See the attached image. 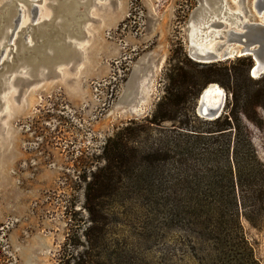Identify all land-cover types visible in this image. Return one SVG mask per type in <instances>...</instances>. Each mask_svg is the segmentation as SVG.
<instances>
[{
	"label": "rangeland",
	"instance_id": "obj_1",
	"mask_svg": "<svg viewBox=\"0 0 264 264\" xmlns=\"http://www.w3.org/2000/svg\"><path fill=\"white\" fill-rule=\"evenodd\" d=\"M9 1L14 9L7 31L17 8L23 11L13 44L0 36L1 61L10 50L0 68L6 81L0 94V264H74L72 256L90 248L89 237L99 241L106 231L121 251L115 264H200V259L206 264L214 255L210 243H197L205 248L198 251V239L183 228L155 230L151 206L139 193H131L123 204L101 198L92 205L87 184L106 164L110 137L122 136L138 150L151 144L154 131L145 118L165 93L169 69L194 67L189 59L199 62L188 50L190 35L192 44V39L198 42L192 36L195 21H202L201 28L215 19L224 21L221 27H206L202 35L218 28L224 32L237 21L264 23V9L258 12L255 0H0V9ZM34 3L39 8L31 21ZM129 14L140 24L134 35L128 34ZM106 16L111 17L104 24ZM59 33L64 35L56 40ZM47 36L56 41L43 49L64 56L38 65L39 43ZM65 38L73 49L60 46ZM225 47L233 46L220 51ZM26 51L32 54L28 58ZM237 57L224 61L230 67ZM17 73L24 74L16 79ZM250 75L259 77L251 70ZM214 83L228 94L224 113L231 93ZM187 106L202 120L213 117L199 115L198 97ZM188 109H180L178 119ZM259 112L264 118V110ZM248 126L264 164V125ZM126 127L138 133L130 135ZM125 184L135 189L133 181ZM256 224L242 217L253 254L264 264V218ZM95 249L102 252L103 244Z\"/></svg>",
	"mask_w": 264,
	"mask_h": 264
},
{
	"label": "trees",
	"instance_id": "obj_2",
	"mask_svg": "<svg viewBox=\"0 0 264 264\" xmlns=\"http://www.w3.org/2000/svg\"><path fill=\"white\" fill-rule=\"evenodd\" d=\"M189 61L194 67L176 64L169 69L165 93L145 118L154 131L149 147L138 150L122 136L107 140L106 164L92 173L87 200L92 205L101 198L123 204L131 193H139L151 206L155 230L183 228L198 239V251L205 250L198 245L201 241L210 243L214 255L206 264H258L242 217L254 225L264 218V164L248 126L264 125L259 112L264 110V73L258 78L250 75L251 56L235 58L230 67L228 61ZM211 82L227 87L231 97L219 117L202 120L187 104ZM183 108L188 112L178 119ZM125 130L138 133L136 128ZM127 180L135 183L134 190ZM89 238L90 248L72 256L74 264L120 261L118 243L107 231L99 241ZM100 242L102 252L95 249Z\"/></svg>",
	"mask_w": 264,
	"mask_h": 264
},
{
	"label": "water",
	"instance_id": "obj_3",
	"mask_svg": "<svg viewBox=\"0 0 264 264\" xmlns=\"http://www.w3.org/2000/svg\"><path fill=\"white\" fill-rule=\"evenodd\" d=\"M36 1V0H34ZM71 1V0H70ZM264 2V0H263ZM264 7V4H261V6L259 8H257L260 11V8ZM38 5L37 4H32L31 8H30V12H31V21H34L36 15H37V11H38ZM14 9L13 3H11V1H9L8 3H6V5H4L3 7H1L0 9V36H6V42L5 43H9V45L13 44V39H14V34L16 32L17 27L20 25V21L22 19V7H18L17 8V16L15 18L12 19L13 22V26L10 29V31H7V25L10 22L11 19V12ZM242 16V15H240ZM229 18V17H228ZM61 22V21H60ZM65 24V22H64ZM214 25H219L222 26L224 25V21H219L218 19H215L213 21ZM240 27V26H239ZM23 28V27H21ZM206 27H203V29H205ZM66 30V28H65ZM230 34L233 35V37L231 38V40L229 39L228 41V45L233 46L232 48H228V50L225 51V55H219L217 52L215 51H207L205 53L199 52L197 50H194V45L191 44L190 39L188 42V50H189V54L196 58L200 63H214V62H219V61H224V60H228L231 59L232 57L235 56H251L254 60V65L251 68V73L254 76L253 73V68H257L258 69V73L256 76H260L264 73V23L260 22V21H246L244 23V25L242 27H240V29H237V27L232 26L230 29ZM50 35V32L49 34ZM61 35L63 36L64 34H60L57 36L56 40H61ZM27 34H25L23 37L26 38ZM49 37V36H47ZM56 40H52V38H42V41L39 43V47L41 48L40 50L42 51L40 53V55H38L36 57L37 60H35L38 65L40 63H42V61H45L48 63L50 61H52L54 58H59V57H63L64 55H61L60 51L55 52V50H52L51 53L50 52H46L45 49H43V47L45 46V44H52L56 41ZM29 41L26 42V44L28 45ZM235 43H238L239 45H236ZM4 44V43H3ZM226 45V43L222 42L219 45V49ZM60 46L64 47V48H72L73 49V43L71 41H68L66 38L62 41H60ZM236 46H241L242 52L240 53V51H236L233 56H229L230 51L233 50L234 47ZM76 48V47H75ZM45 50V51H44ZM4 45L2 48H0V68L3 64V62L8 58L9 52L10 50L7 52L6 56L4 57V59L1 61V58L4 54ZM27 52V51H26ZM26 57H30L32 54L28 55V52L25 53ZM34 56V54H33ZM57 58V59H58ZM59 72V71H56ZM24 73H17L15 74L14 78H20L23 76ZM26 74V73H25ZM33 74L36 76V72L33 71ZM12 81H9V84ZM214 83V82H212ZM3 84L6 86V81L0 77V94L2 91V86ZM211 83H209L206 87L203 88V90L201 91V93L199 94L198 97V107L200 105L201 100H203V96H205V92L207 91L209 85ZM227 92H224V98H223V102L221 103L220 109L217 110V113L213 116V117H207L205 114H201L198 110L199 115L207 117V118H217L219 117L222 112L224 111V106H225V102L227 99ZM3 96L0 95V102L3 103ZM0 103V104H1Z\"/></svg>",
	"mask_w": 264,
	"mask_h": 264
},
{
	"label": "bare ground",
	"instance_id": "obj_4",
	"mask_svg": "<svg viewBox=\"0 0 264 264\" xmlns=\"http://www.w3.org/2000/svg\"><path fill=\"white\" fill-rule=\"evenodd\" d=\"M261 4H263V1L261 0H255L253 5L255 8H259L261 6ZM262 9H264V7L260 8V11L258 10V12L263 13ZM242 14V13H241ZM263 18H264V14H263ZM246 21H251V20H245V21H237L235 25V27L239 28L242 27L244 25V23ZM200 23H202V21H195L193 24V29H192V36L195 38L196 41H198L197 43H194L193 39L192 42L195 45L194 46V50H197L199 52L205 53L207 51H215L217 52L219 55H225V51L228 50V48H232V47H225L223 51H220V49L218 48L220 43H226V45H228V41L229 39L231 40V38L233 37L232 34H230V29L232 26H230L226 31H222L221 29H212L211 31L207 32L206 34H201L202 32V28L200 26ZM213 22H210L208 24V26L205 27H209ZM221 27V26H220ZM224 29V28H223ZM211 33H214V35H212L211 39H208V36L211 35ZM224 33V34H223ZM223 35L224 41H219L218 43H213L215 39L221 38ZM190 42H191V35L189 36ZM192 44V43H191ZM230 46V45H228ZM236 51H240V53L242 52L241 46H236L233 48L232 51H230L229 56H233V54ZM253 73H254V77H256L257 73H258V69L257 68H253ZM215 90V91H214ZM214 91V92H213ZM222 90L220 89V86L217 83H211L207 89V91L205 92V96H203V100H201L200 105H199V112L201 114H205V115H209V116H214L217 113V110L220 109L221 103L223 102V98H224V90L221 92ZM141 111V108L137 107V112Z\"/></svg>",
	"mask_w": 264,
	"mask_h": 264
},
{
	"label": "built area",
	"instance_id": "obj_5",
	"mask_svg": "<svg viewBox=\"0 0 264 264\" xmlns=\"http://www.w3.org/2000/svg\"><path fill=\"white\" fill-rule=\"evenodd\" d=\"M133 16V18L134 19H136V15H133V14H129L128 16H129V19H128V22L129 21H132V24H131V29L129 30V32H128V34H131V35H134V34H136V33H138L139 32V30H140V26H137V29H135V31H134V27H135V24H138V25H140L139 24V22L137 21V20H134V19H131V17L130 16ZM129 25H130V23H129ZM128 25H126V24H124L123 25V29H122V31L125 29V27H127ZM118 33V32H117ZM125 38H121V41H123ZM126 41H124V43H125ZM127 44V43H126ZM125 44V45H126Z\"/></svg>",
	"mask_w": 264,
	"mask_h": 264
},
{
	"label": "crops",
	"instance_id": "obj_6",
	"mask_svg": "<svg viewBox=\"0 0 264 264\" xmlns=\"http://www.w3.org/2000/svg\"><path fill=\"white\" fill-rule=\"evenodd\" d=\"M110 17H111V16H109V17L106 16V17L104 18V20H106V21H104V24H105L108 20H110Z\"/></svg>",
	"mask_w": 264,
	"mask_h": 264
}]
</instances>
